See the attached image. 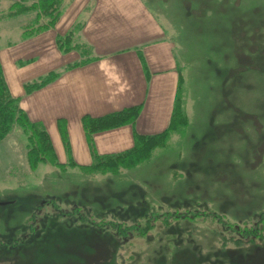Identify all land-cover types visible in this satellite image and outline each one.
I'll list each match as a JSON object with an SVG mask.
<instances>
[{"label":"rangeland","instance_id":"374dc122","mask_svg":"<svg viewBox=\"0 0 264 264\" xmlns=\"http://www.w3.org/2000/svg\"><path fill=\"white\" fill-rule=\"evenodd\" d=\"M142 1L174 43L186 124L116 175L60 150L62 166H32L15 126L0 142V264H264V0ZM34 17L0 21L6 79L32 83L56 60L6 62ZM73 33L80 53L63 54L84 61Z\"/></svg>","mask_w":264,"mask_h":264},{"label":"crops","instance_id":"0c3cea01","mask_svg":"<svg viewBox=\"0 0 264 264\" xmlns=\"http://www.w3.org/2000/svg\"><path fill=\"white\" fill-rule=\"evenodd\" d=\"M63 2L60 19L53 28L9 45L5 56H10L6 62H10L16 72L28 66L22 64L19 68L17 64L21 60L32 61L34 53L52 55L56 60L44 62V73L37 78L50 72H60L59 77L30 94L26 93L25 85L32 79L24 77L15 81L13 76L5 79L12 96L20 100V107L30 120L44 125L57 155L60 150L65 160L68 155L58 122L66 123L72 159L83 167L93 161L82 125L85 115L101 117L141 105L134 125L101 131L93 136V146L100 154L129 150L134 146L135 132L156 135L168 128L181 73L173 41L167 37L158 16L142 0ZM76 26H79L81 42L91 53L87 63L71 68L81 59L75 56L66 60L64 54L80 52H63L57 39Z\"/></svg>","mask_w":264,"mask_h":264},{"label":"trees","instance_id":"16d2710c","mask_svg":"<svg viewBox=\"0 0 264 264\" xmlns=\"http://www.w3.org/2000/svg\"><path fill=\"white\" fill-rule=\"evenodd\" d=\"M29 0L13 1L9 6L7 13L0 15V21L3 19L14 18L19 15H27L34 12L33 21L22 22L24 26V38H29L39 34L45 30L53 28L60 19L63 0H32L31 5H27ZM79 30L78 26L72 29L65 36L59 37L57 43L59 48L67 53L71 50H76L80 46L70 45L74 30ZM78 51V50H77ZM89 58L84 61L74 63L70 67H76L87 63ZM145 64V63H143ZM60 72H50L40 79L25 85L27 94L38 90L50 82L57 79ZM179 87V86H178ZM179 88L176 96L170 125L163 132L156 135H142L134 133V146L126 151L113 154H100L93 146V136L101 131H106L121 127L124 125H134L140 115L142 106H133L125 110L111 113L101 117H92L85 115L82 118V125L85 130L88 142L90 143L91 153L93 157L92 164L83 166L82 169L88 170L90 174H113L120 173L121 170L132 168L136 165L147 161L153 149L178 128L186 124V118L183 112L182 104L179 102ZM20 100L12 96L8 84L5 79L3 66L0 59V142L3 141L15 126L22 127L28 133L30 147L28 148V160L32 166H37L39 163H51L58 166L62 164L58 160V155L52 143L51 137L41 122H35L29 119L25 111L20 107ZM59 132L62 141L65 145V150L68 155V163L75 165L69 146V137L67 125L63 120L58 122Z\"/></svg>","mask_w":264,"mask_h":264}]
</instances>
